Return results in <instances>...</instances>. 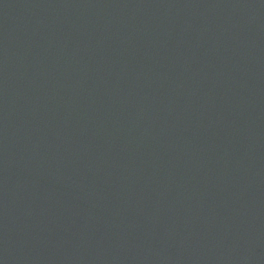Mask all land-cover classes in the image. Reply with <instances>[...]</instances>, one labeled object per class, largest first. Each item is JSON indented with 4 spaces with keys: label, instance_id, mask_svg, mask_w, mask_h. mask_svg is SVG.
Segmentation results:
<instances>
[{
    "label": "water",
    "instance_id": "water-1",
    "mask_svg": "<svg viewBox=\"0 0 264 264\" xmlns=\"http://www.w3.org/2000/svg\"><path fill=\"white\" fill-rule=\"evenodd\" d=\"M0 264H264V0H140L0 103Z\"/></svg>",
    "mask_w": 264,
    "mask_h": 264
}]
</instances>
